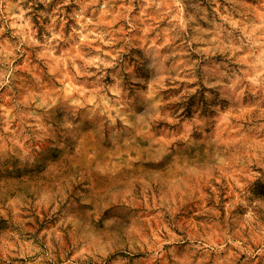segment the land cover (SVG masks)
<instances>
[{
    "label": "clouds",
    "instance_id": "9594fccd",
    "mask_svg": "<svg viewBox=\"0 0 264 264\" xmlns=\"http://www.w3.org/2000/svg\"><path fill=\"white\" fill-rule=\"evenodd\" d=\"M0 264H264V0H0Z\"/></svg>",
    "mask_w": 264,
    "mask_h": 264
},
{
    "label": "rangeland",
    "instance_id": "374dc122",
    "mask_svg": "<svg viewBox=\"0 0 264 264\" xmlns=\"http://www.w3.org/2000/svg\"><path fill=\"white\" fill-rule=\"evenodd\" d=\"M210 191V190H209ZM196 208L195 204L186 205L182 208L181 217L191 220L193 218V210ZM200 219V217H197ZM187 226V225H186Z\"/></svg>",
    "mask_w": 264,
    "mask_h": 264
}]
</instances>
